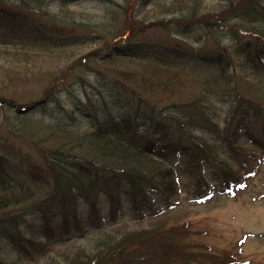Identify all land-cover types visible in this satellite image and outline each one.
<instances>
[{
  "label": "trees",
  "instance_id": "obj_1",
  "mask_svg": "<svg viewBox=\"0 0 264 264\" xmlns=\"http://www.w3.org/2000/svg\"><path fill=\"white\" fill-rule=\"evenodd\" d=\"M20 21L50 35L0 38V264L53 250L23 235L28 211L48 219V238V209L79 227L81 199L98 230L101 196L111 220L137 224L84 238L66 264H226L192 252L171 212L181 187L236 194L264 171V0H0V26ZM149 21L166 39L133 46ZM34 82L43 96L17 104L11 90ZM46 110L49 121L30 118ZM15 139L40 154L30 178L12 170Z\"/></svg>",
  "mask_w": 264,
  "mask_h": 264
},
{
  "label": "rangeland",
  "instance_id": "obj_2",
  "mask_svg": "<svg viewBox=\"0 0 264 264\" xmlns=\"http://www.w3.org/2000/svg\"><path fill=\"white\" fill-rule=\"evenodd\" d=\"M86 5L88 7H96V3L92 2H88ZM84 12H92V9L86 8ZM150 24L151 21L148 23L151 27L145 28V33L133 41V46L144 49L150 45L164 42L166 38H164L160 28H158L160 26L156 27ZM23 29L29 31L35 29L34 35L30 36L32 39H44L50 35L38 27L35 28L31 22L20 21L9 29L0 26V38L4 36L17 38L21 30L25 32ZM254 46L257 48L259 44H254ZM11 91H14L12 97L17 104H19L18 102L28 104L31 101L40 99L45 89L34 82L26 87L12 89ZM65 92L63 96L65 98L69 97ZM59 100L61 103L64 102V99ZM65 105L69 107L68 104ZM11 114L9 111V115ZM46 114H49V110L33 113L30 118L34 121H49L44 118L47 116ZM2 121L1 119V126H3ZM2 129L5 130L7 128L4 125ZM15 140L16 143H6L12 148L20 149L19 152L15 151L10 154L11 157L9 156L14 168L12 170L19 178H30L28 163L39 160L35 153L40 154L34 149L32 150L27 144L19 142V139ZM31 185L38 189L44 188V184L40 181L36 185ZM181 188L182 190L176 199L180 204L171 212V218L176 219L178 224L183 226L188 232L184 242L190 245L189 249L192 252L219 253L225 257L224 262L226 264H264V171L249 178L245 186L236 191V194L217 193L209 190L203 193L202 198L194 199L197 191L195 193L194 191L188 192L187 189ZM47 189H44V191H47ZM108 203L106 196H101L100 200H98V208L100 207L99 218L101 221L105 220V223H102L105 225H102L103 227L98 230L96 227L101 223L97 221L94 223L98 216L88 217L89 206L81 199L79 200L78 210L82 212L87 220L83 221L79 227H75L73 211H70L71 216L68 218L70 222L66 223L65 219H63L64 213L60 211V208L56 206L48 209V215L50 214L49 222L58 229V233H53V236L50 235L48 238L42 235V224H45L48 219L42 218L41 213L29 211V213H24L25 216L23 217L25 218L20 225L23 235L28 238L39 237L43 241L47 240L50 242L51 249H53L46 256L35 255V258L25 260L24 264H46V260H50V256H56V254L58 255L56 264H66L63 255L72 254L76 247H84L88 243L87 240L83 241L84 238L96 235L97 232H102L105 228L110 230L121 223H127L133 227L137 224L133 223L136 219L125 212L119 215L115 221L111 220L109 207L105 206L109 205ZM111 223L115 225H111ZM67 229L69 230L67 231ZM14 259H16V264H23L18 261L20 258L14 257ZM9 264H14V261H10Z\"/></svg>",
  "mask_w": 264,
  "mask_h": 264
}]
</instances>
